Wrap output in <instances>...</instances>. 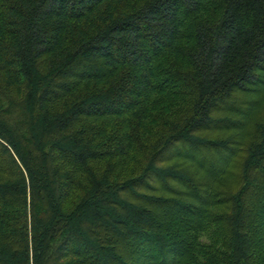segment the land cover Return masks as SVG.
I'll return each instance as SVG.
<instances>
[{"label":"trees","instance_id":"obj_1","mask_svg":"<svg viewBox=\"0 0 264 264\" xmlns=\"http://www.w3.org/2000/svg\"><path fill=\"white\" fill-rule=\"evenodd\" d=\"M0 264H264V0H0Z\"/></svg>","mask_w":264,"mask_h":264}]
</instances>
